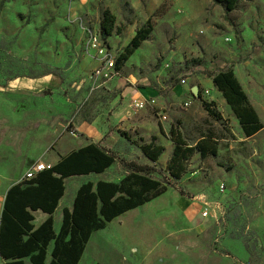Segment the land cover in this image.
<instances>
[{
	"label": "rangeland",
	"instance_id": "rangeland-1",
	"mask_svg": "<svg viewBox=\"0 0 264 264\" xmlns=\"http://www.w3.org/2000/svg\"><path fill=\"white\" fill-rule=\"evenodd\" d=\"M1 1L0 194L19 182L32 163L45 162L43 156L55 146L62 150L60 143L82 140L75 132L78 123L111 115L122 102L123 87H153L165 120L152 109L146 113L150 122L142 133L149 134L147 140L139 128L115 129L121 138L109 140L117 144L112 150L118 159L107 177L124 173L121 158L146 161L137 145L155 136L165 147L157 162L161 172L154 173L162 180L173 146L171 128L191 145L202 137L216 139V154L202 158L196 152L174 184L196 205L195 218L172 220L171 193H165L127 217L137 216L134 243L115 239L119 221L108 223L92 233L78 264H264V0H239L232 11L215 0ZM105 9L115 17L105 43L116 56L147 20L152 32L118 75L99 86L90 77L96 62L88 43L90 33L99 35ZM223 68L233 70L259 115L263 128L255 135L243 134L206 73ZM184 101L190 104L184 106ZM203 101L220 117H210ZM124 145L134 151L132 158L122 153ZM83 180L65 181L55 231L61 209L72 204ZM202 202L210 211L207 218L200 215ZM173 231H179L177 238Z\"/></svg>",
	"mask_w": 264,
	"mask_h": 264
},
{
	"label": "trees",
	"instance_id": "trees-1",
	"mask_svg": "<svg viewBox=\"0 0 264 264\" xmlns=\"http://www.w3.org/2000/svg\"><path fill=\"white\" fill-rule=\"evenodd\" d=\"M5 1L7 0L1 2ZM214 2L223 5L227 11H232L239 0ZM114 23L115 17L109 9H105L100 22L101 39L105 41L111 36ZM150 32L152 25L147 20L117 56L116 71L119 72L142 42L148 39ZM206 73L212 79L213 86L223 95L243 134L249 137L259 132L263 124L255 108L248 102L233 70L223 68ZM202 105L210 117H220V112L213 110L210 104L203 101ZM84 121L90 123L92 119L86 118ZM169 139L173 146L163 168L162 180L156 179L154 173L161 172L157 162L164 147L152 136L149 141L137 145L148 163L121 158L124 173L118 181L100 179L92 183L88 180L79 186L71 208L65 207L61 211L62 221L58 232L53 228L52 214L64 195L66 179L70 176L102 173L117 161L116 154L89 142L71 150L34 178L13 184L5 192L0 216V259L4 264H27L25 260L29 264H78L93 232L107 226L120 214L157 198L168 187L174 188V184L187 172L196 152L206 158L215 155L217 151L216 139L202 137L191 145L173 128L169 130ZM180 193L184 195L182 189ZM36 210L47 214L46 219L37 226L33 223V212ZM245 241V248L249 249V244ZM50 244L52 246L49 252ZM48 254L50 257L47 260Z\"/></svg>",
	"mask_w": 264,
	"mask_h": 264
},
{
	"label": "crops",
	"instance_id": "crops-1",
	"mask_svg": "<svg viewBox=\"0 0 264 264\" xmlns=\"http://www.w3.org/2000/svg\"><path fill=\"white\" fill-rule=\"evenodd\" d=\"M158 96L159 95H158L157 90L153 87H149V86H146V87L141 86L138 88H134L132 86L123 87L121 90L120 96H119V98L121 99L122 102H118L119 103L118 106L115 108L114 112H112L111 115H109V116L105 115L104 117H102V116L95 117V118H93V122L91 121L90 123H88L86 121L78 123L76 125V128H75L76 132H78L79 135H82L84 138H82V140H79L77 142V144H73V143H71V141L60 143V146L62 145V150L59 148L58 145L55 146V148L52 151H50V153H48L47 156H43L45 163H49V164L53 165L58 160H60V158L62 156L66 155L71 150H73V149L76 150L79 147H82L85 144H88L89 142L95 143L98 146L103 147L104 149H107V151H109V152H113L112 149H114L113 147L117 146V144L111 142L109 139L114 138L115 135H117L118 139L121 138L120 133H117V131L115 129H124V130H127L129 132H135V129L139 128L141 137L144 138L145 140H147L149 137V134H146L145 132L142 133V131L147 127L148 122H150V116L147 115L146 113L151 111L150 110L151 108L146 107L145 109H142V110L140 109L136 113L132 114L129 117H127L125 115V113H126L128 105H129V102L131 100H134V99L146 100V99L152 97L156 101ZM113 103H115V102H113ZM83 123H86L87 126H83ZM91 137H92V140H91ZM158 144H159V142H158ZM124 146L125 147H123L124 149H123L122 153L124 154V156L132 158L133 156L130 153L134 152V151L129 150L130 152H128L127 146L126 145H124ZM163 147H164V145H163ZM169 148H170V150H169V156H170L171 151H172V146H170ZM133 160H135V159H133ZM135 161H137V160H135ZM141 163H148V161L146 160V161H143ZM112 166H110L108 169L106 168L102 173H97V174L96 173H93V174L90 173L87 175L70 176L66 180H68L69 178H72V177L75 178V177H82L83 176L84 180L81 181L80 183H78L75 187L76 192H77L79 186L88 180L92 183H95L96 181H98L100 179L101 180H107V181H118L120 178L123 177V173H121V175H119L118 177H114V178L107 177L109 170L112 168ZM11 186L12 185L8 186L5 189V191H3L0 194V216H1V211H2V207H3V203H4L5 192ZM169 192L171 193V195H170L171 206H172L173 210H175L174 214H172V220H174V217H179L181 219V218H183L184 215H185L184 219L187 222L191 219H194L195 218V212H197L196 205L188 203L187 199L184 196H182V194L180 192H178L175 188L169 187L165 193H169ZM165 193H163V194H165ZM61 199H60V201H61ZM60 201H59V204H60ZM59 204H58V207L55 208V210L52 214L53 219H54V214H55L56 209H59ZM71 206H72V204H68L66 206H63V208H65V207L71 208ZM138 207H136L132 210H128L127 212H125L123 214H120L119 216H117L116 218H114L110 222V223H114L115 221H119L118 222L119 226H117L114 229V236H115V239L119 240L121 243H125V244L129 245L130 243L135 242V239L133 238V230L135 229L134 227H136L135 220H136L137 216L129 217V219H127V217L130 216L133 212L137 211ZM62 209H61V211H62ZM38 214H40V217L37 220ZM33 216H34L33 223L35 226H37L38 224H41L46 219L47 214L42 213L40 210H36L33 212ZM61 221H62V219H61ZM94 233L95 232H93V234ZM172 233L176 238L179 235V231L178 232L173 231ZM93 234L91 235V237L93 236ZM91 237H90V240L88 242H91V240H92ZM87 243H86V245H87ZM85 249H86V246H85ZM130 250L131 251H137V247L131 246ZM125 259H127V257H124V260ZM212 264H215V263H212Z\"/></svg>",
	"mask_w": 264,
	"mask_h": 264
},
{
	"label": "built area",
	"instance_id": "built-area-1",
	"mask_svg": "<svg viewBox=\"0 0 264 264\" xmlns=\"http://www.w3.org/2000/svg\"><path fill=\"white\" fill-rule=\"evenodd\" d=\"M88 49L92 52V58L96 62L92 68L90 77L94 82H97L98 85H102L106 81L113 80L118 75V71L115 69L116 58L117 56L112 52L110 46H108L100 35L95 34L94 32L89 35ZM189 101H184L183 105L188 106ZM150 107L155 111V115L159 120H165V112L162 109H158L156 101L154 98H148L146 100L134 99L129 102L125 115L127 117L136 113L138 110L145 109ZM51 167V164L45 163L42 161H36L32 163L30 168L24 172L21 176L19 182L28 181L35 177L41 170H46ZM220 191H224L223 185H219ZM200 215L203 218H207L209 215V209L206 207L205 203L202 202L200 205Z\"/></svg>",
	"mask_w": 264,
	"mask_h": 264
},
{
	"label": "water",
	"instance_id": "water-1",
	"mask_svg": "<svg viewBox=\"0 0 264 264\" xmlns=\"http://www.w3.org/2000/svg\"><path fill=\"white\" fill-rule=\"evenodd\" d=\"M192 93L194 94V96L198 97V92L195 87L192 89Z\"/></svg>",
	"mask_w": 264,
	"mask_h": 264
}]
</instances>
